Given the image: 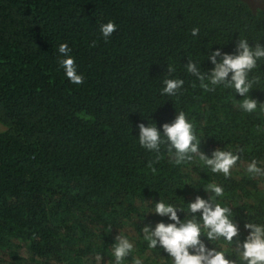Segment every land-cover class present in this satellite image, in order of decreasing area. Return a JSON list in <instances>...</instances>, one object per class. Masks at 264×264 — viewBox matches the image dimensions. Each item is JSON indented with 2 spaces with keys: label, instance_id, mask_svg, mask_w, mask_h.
<instances>
[{
  "label": "trees",
  "instance_id": "trees-1",
  "mask_svg": "<svg viewBox=\"0 0 264 264\" xmlns=\"http://www.w3.org/2000/svg\"><path fill=\"white\" fill-rule=\"evenodd\" d=\"M109 21L117 29L105 39ZM239 37L264 44V8L243 0H0V264H97L98 256L113 264L119 234L133 243L121 264H172L143 232L172 222L154 212L160 199L184 220L197 195L213 196L231 208L241 242L246 222L264 223V180L246 171L252 158L264 162V110L244 112V97L208 78L209 54L233 53ZM64 43L80 85L60 64ZM190 61L203 81L187 72ZM252 75L261 83L248 98L259 106L264 63ZM165 78L184 80L175 96L162 94ZM180 111L208 158L244 148L229 177L198 154L177 163L166 138L158 152L140 145V123L163 135ZM202 233L207 247L235 259V245Z\"/></svg>",
  "mask_w": 264,
  "mask_h": 264
},
{
  "label": "clouds",
  "instance_id": "clouds-1",
  "mask_svg": "<svg viewBox=\"0 0 264 264\" xmlns=\"http://www.w3.org/2000/svg\"><path fill=\"white\" fill-rule=\"evenodd\" d=\"M256 8H264V4L252 9ZM116 29L117 26L112 21L102 24L100 28L105 39L109 38ZM199 31V28H193L192 36H198ZM58 51L65 57L60 64L69 81L75 85L82 84L84 78L77 72L69 46L66 43L61 44ZM218 57H220L219 61ZM208 59L214 65L208 76L211 85H222L224 88L234 89L236 93L244 97L240 100L238 107L248 114L255 113L258 107L264 110V103L258 106L256 99L248 98L250 89L261 83V77L252 74L260 63H264V44L256 42L254 46H251L246 38L239 37L233 53L216 50L209 54ZM186 70L201 81L205 79L197 63L190 61ZM171 71L172 69L169 68V72ZM163 84L162 94L175 96L182 88L184 80L165 78ZM204 87L207 88L208 85L205 84ZM138 127L139 143L145 149L158 152L161 144L164 143L163 138H166L167 142H170L169 151L175 150L177 163L191 160L193 154H198L213 173H222L226 178L231 175V170L241 159L238 153H244L243 147L215 150L212 158L200 153L193 124L183 111H180L171 123L162 125L163 135L154 124L145 126L140 123ZM246 171L250 174V178L264 180V162L261 160L252 158L247 164ZM208 189L214 193L215 197L224 195V189L215 183L209 184ZM188 206L190 213L193 214L192 218L181 220L177 215L176 206L162 199L155 204L154 212L161 217L167 216L172 222H159L154 230L148 226L143 228L145 239L149 241V248L158 246L162 248L172 258V264H264V223L246 222L244 227L248 230V235L241 242L234 240L240 235V228L231 218L230 207L215 203L213 196L205 200L199 195ZM196 213L201 214L199 219L202 220V224L196 219ZM202 228L207 230L208 240L223 238L229 245H235L234 248L232 247L235 259L227 256L223 250L207 247L200 239L203 234ZM132 251L133 243L119 234L112 250L113 264H121ZM96 259L97 264H100L101 258L98 256ZM134 264H142V261L136 259Z\"/></svg>",
  "mask_w": 264,
  "mask_h": 264
},
{
  "label": "rangeland",
  "instance_id": "rangeland-1",
  "mask_svg": "<svg viewBox=\"0 0 264 264\" xmlns=\"http://www.w3.org/2000/svg\"><path fill=\"white\" fill-rule=\"evenodd\" d=\"M250 7L254 8L256 6H260L264 4V0H245ZM3 127V125L0 123V129Z\"/></svg>",
  "mask_w": 264,
  "mask_h": 264
}]
</instances>
